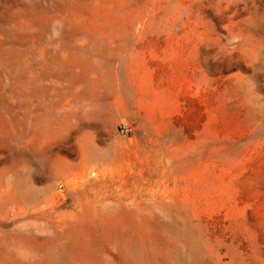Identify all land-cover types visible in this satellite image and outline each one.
<instances>
[{
	"label": "rangeland",
	"instance_id": "rangeland-1",
	"mask_svg": "<svg viewBox=\"0 0 264 264\" xmlns=\"http://www.w3.org/2000/svg\"><path fill=\"white\" fill-rule=\"evenodd\" d=\"M0 264H264V0H0Z\"/></svg>",
	"mask_w": 264,
	"mask_h": 264
},
{
	"label": "crops",
	"instance_id": "crops-1",
	"mask_svg": "<svg viewBox=\"0 0 264 264\" xmlns=\"http://www.w3.org/2000/svg\"><path fill=\"white\" fill-rule=\"evenodd\" d=\"M85 108H86L85 104L81 101V111L84 112ZM93 109H94V107H93ZM97 109H102L101 104H99V106H97Z\"/></svg>",
	"mask_w": 264,
	"mask_h": 264
}]
</instances>
